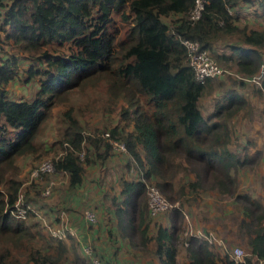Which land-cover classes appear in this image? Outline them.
I'll list each match as a JSON object with an SVG mask.
<instances>
[{
  "label": "trees",
  "instance_id": "trees-1",
  "mask_svg": "<svg viewBox=\"0 0 264 264\" xmlns=\"http://www.w3.org/2000/svg\"><path fill=\"white\" fill-rule=\"evenodd\" d=\"M239 1L207 0L201 15L192 18L195 0H0V264H64L66 243L50 240L39 221L30 220L34 209L26 217L10 210L22 184L18 157L38 149L42 123L74 87L100 80L106 83L109 102L120 97L127 101L122 113L132 129L114 126L110 131L124 140L140 174L121 178L123 198L116 202L115 213L122 234L147 247V181L172 201L185 193L186 185L192 190L217 187L234 194L242 206L238 234L248 253L241 260L229 252L222 256L214 243L192 235L188 264H257L264 259V203L238 192L232 173L238 162L251 159L240 160L228 149L226 122L214 118L237 111L247 99L229 91L216 111L205 115L200 98L210 77L197 79L183 42L198 40L242 77L261 74L264 90V29L236 24L233 7ZM229 34L239 42L229 44L231 52L216 51V40ZM5 44L14 51L8 56L2 54ZM21 59L28 65H21ZM22 74L26 83L35 80L37 89L30 98H13L8 83ZM61 116L65 125L59 142L65 151L53 158V172L68 171L73 187L82 181L84 162L92 156L104 160L112 145L103 132L84 134L73 105ZM180 169L194 175L176 188ZM171 209V225L158 226L153 236L163 264H178L184 212L179 206ZM77 261L92 264L89 254H78Z\"/></svg>",
  "mask_w": 264,
  "mask_h": 264
},
{
  "label": "rangeland",
  "instance_id": "rangeland-1",
  "mask_svg": "<svg viewBox=\"0 0 264 264\" xmlns=\"http://www.w3.org/2000/svg\"><path fill=\"white\" fill-rule=\"evenodd\" d=\"M1 8L2 10L4 9L2 6ZM0 16L2 18L3 14ZM3 33L4 31L2 28H0V34ZM214 47L215 50L218 51L219 48H217L216 45ZM11 51L14 52L12 47L9 44H5V51H2V54L8 56L10 55ZM218 62L220 65L226 68V72L221 75L210 77L209 81L205 83L206 86L200 98V106L203 113L205 115H209V113L211 114V112L216 111L217 103L224 99L226 97V93L229 91L241 92L246 97L247 102L237 111H223L220 116H214V118L225 120L226 122V145L228 146V149L236 154L240 160H245L248 158L251 159L245 163L238 162L237 166L232 168V173L237 178V191L241 193L247 192L258 197V199L263 202L264 90L261 89L259 82L254 78L248 77L245 79L246 81H241V77L237 75L236 67L233 64L225 62L224 60H219ZM20 63L24 66L28 65V61L25 59H21ZM24 77L25 74H22L21 76L19 75L8 83L7 87L12 97L18 98L22 95L26 96L29 94L33 96L37 88V82L32 80L29 83H26V79ZM70 105H73L74 111L80 118L81 124L84 128V134L86 135L90 133L105 132L106 130L110 131L114 126H117L118 130H125V127L128 130L132 127L131 123L128 122L127 118H124L122 113V108L123 106L127 105V101L124 99V97H120L114 101V103L109 102L108 91L104 80H100L97 84L88 83L84 87H74L68 93L66 99L62 103L57 104L52 108L50 114L42 123V132L36 138V145L38 146V149L35 152L18 157L20 178L22 179L19 192H24V199L27 202L30 200L29 202L31 203L34 202L33 198L40 197V199H42L41 201L45 204L44 208L50 206V202L47 201L51 200L48 198L51 196L53 190L50 194H46L43 191V187L46 186L51 179L54 178L56 180L58 175L54 172L45 173V179L35 181V179L31 178V170L40 160L48 157L55 158L65 151L64 148H61L62 146L59 142L60 133L64 129L65 125V122L61 116V112ZM112 153L115 154V157H119L121 160L118 163L115 162V164L119 165V167L122 166L121 170H119L120 173L126 171L130 178H136V169L138 166L134 158L129 153L114 149L112 150ZM84 157L85 156L83 154L82 159H84ZM190 173L189 175H186V173L180 169L174 178L176 188H178L181 183L187 184V181L190 179ZM147 182L154 183L151 181ZM0 186L2 185L0 184ZM186 192V195L181 197L177 196V198L172 201L175 206L183 208V210L187 213L189 212V220H187L185 215L184 217L183 215L181 216L180 239L177 246L178 248H181L179 253L182 258L185 257V252L182 248L185 245H188L184 243V241L187 240L186 229L188 228L189 224H191L194 228L199 225L205 227L206 229L215 230L218 232V234H221V236L226 237L231 246L234 247L236 245H240L243 247L244 251L247 250L244 243L233 240V234L232 231H230V229L234 228V217L238 215L236 208L237 203L233 197L235 196L234 194L226 192L225 194L220 195L216 190H211L207 195L222 196V198H224V200L219 198V204L225 205L226 212L223 211L224 208L221 207V209L219 207V209L218 206H215L216 210H220V217H218L216 215L217 212L213 213L209 208L204 207L200 203L198 205L197 201L193 202L192 205L184 203V196H198L197 193L195 194L194 192H191L189 185H186L185 193ZM205 193L206 192H204V194ZM116 205H114L115 208ZM195 205H198V207ZM171 208L172 207L160 212L162 215L166 214L168 216L171 214L169 213L172 210ZM33 212L35 214L30 220H34L33 222L38 220L41 225L42 222L36 214L35 209ZM149 214L157 215V213L152 214L150 211ZM42 232L47 237H49L50 240L56 239L51 237L43 229ZM37 243L40 244L42 242L37 241ZM69 243L71 244V247L69 248L73 251L72 240ZM262 262L264 261L261 260L258 264H261ZM64 264H73L71 256L70 259L67 260V263L64 262Z\"/></svg>",
  "mask_w": 264,
  "mask_h": 264
},
{
  "label": "crops",
  "instance_id": "crops-1",
  "mask_svg": "<svg viewBox=\"0 0 264 264\" xmlns=\"http://www.w3.org/2000/svg\"><path fill=\"white\" fill-rule=\"evenodd\" d=\"M233 11L236 17L235 22L239 26L264 29V0H240L234 5ZM231 42H239V38L233 34L224 35L216 40L215 45L219 48V52H231V48L229 47ZM261 51L264 55V49H261ZM24 97L30 98L32 95L29 94ZM114 155L115 154L111 153L104 160L96 159L92 156L90 160L84 162L86 171L84 170L82 181L76 183L73 187L70 185V174L68 171L60 170L57 173L58 178L54 184L53 192L48 198L51 200L47 201L50 202L49 207L44 208L45 204L41 201L42 199H40V197L33 198V205L29 202L30 200H28V202L33 206V209H35L36 214L42 222L40 226H42L43 230L51 237L57 238L46 227V222L53 227L59 225L65 227L66 236H64L62 240L67 245L64 255L66 263L71 256L73 264H79L77 261L78 254L86 258L88 254L86 246L91 245L97 253L103 256L108 264H163L162 259L156 253L158 245L153 236L156 234L155 232L160 224L164 226L171 225V217L166 214L162 215L161 212L157 213V215L148 214L149 239L146 248L142 245H134L122 234L114 205L123 198L121 194V178L130 177L127 175L126 171L120 173L119 170H121L122 166L120 165L121 167H119L115 162L118 163L121 160ZM190 175L193 176L194 173ZM211 190H216L220 195L226 193L221 192L217 187L204 190L202 188L195 190L191 189V192L197 193L198 196H184V203L192 205L193 202L197 201L198 205L200 203L204 207L209 208L213 213L217 212L216 215L220 217L219 209L222 207L224 208L223 211L226 212L225 205L219 204V198H222V196H207ZM204 192L206 193L204 194ZM186 194L187 192L183 195ZM222 199L224 200V198ZM234 200L237 203V207H235L237 208L238 215L234 217V228L230 229V231H232L233 240L242 242L238 234L237 219L243 216L244 213L242 206L239 204L240 202L236 201L235 197ZM198 205L195 206L198 207ZM215 206L220 208L216 210ZM88 208L96 211L98 216L97 222L87 221L85 211ZM196 228L206 229L199 225L196 226ZM215 232L218 237L223 240V244L214 243L212 247L219 250L222 256L228 254L233 246L229 244L226 237L221 236L217 231ZM71 240L73 251L69 248L71 247L69 243ZM180 249L181 248H178L177 254L178 264H188L190 262V255L187 250V245L182 248L185 252L184 258L180 256ZM262 260L264 261V259Z\"/></svg>",
  "mask_w": 264,
  "mask_h": 264
},
{
  "label": "built area",
  "instance_id": "built-area-1",
  "mask_svg": "<svg viewBox=\"0 0 264 264\" xmlns=\"http://www.w3.org/2000/svg\"><path fill=\"white\" fill-rule=\"evenodd\" d=\"M207 0H195L194 7L191 11V17L197 18L201 15L202 10L205 7V3ZM184 44L188 49V58L190 60V64L192 65L195 75L197 79L202 82H205L207 78L213 77L216 75H221L226 72V68L219 64L218 59L215 55L210 51L209 48L200 47V43L198 40H193L189 38L183 39ZM237 75L241 78H248L242 77L238 72ZM249 78H254L260 82L261 74H256L253 76H249ZM103 136L111 143L112 150H118L121 152H128V148L124 140L115 137L112 135L111 131L106 130L103 132ZM85 153L84 150L80 152L81 157L83 158V154ZM54 171V160L53 158H44L40 160L31 170V178L35 179V181L45 179L46 174L49 172ZM137 176L136 178H140L139 170L136 169ZM56 180L53 178L51 179L46 186L43 187V191L46 194H50L53 190L54 184ZM148 202H149V211L154 214L158 213L162 210L175 206V204L170 200L161 190L160 188L154 183H148ZM2 186H0V190H2ZM33 209V206L29 202H25L24 200V192L20 191L18 194V198L13 207L10 208L17 216L26 217L28 209ZM184 215L189 220L188 213L184 211ZM85 216L87 221L89 222H97L98 216L95 210L88 208L85 211ZM46 227L51 231V233L56 236L57 238H63L66 236V229L65 227L59 225L57 227H53L49 223H45ZM192 235H197L200 238L207 240L210 244L212 243H219L223 244V240L218 237L217 233L211 229H202V228H194L191 224H189L188 228L186 229V236L187 240L184 243L188 244V238ZM86 251L90 256V260L92 264H106L104 259L97 254V252L93 249L91 245L86 246ZM247 251H244L243 247L240 245H236L229 250V254L235 258L236 260H241L247 254ZM262 260V259H261ZM260 260V261H261ZM259 261V262H260ZM263 261V260H262ZM258 262V263H259ZM257 263V264H258ZM261 264H264L262 262Z\"/></svg>",
  "mask_w": 264,
  "mask_h": 264
}]
</instances>
